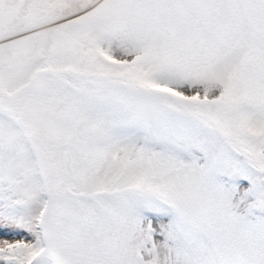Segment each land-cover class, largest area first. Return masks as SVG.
<instances>
[{"label": "snow or ice", "instance_id": "obj_1", "mask_svg": "<svg viewBox=\"0 0 264 264\" xmlns=\"http://www.w3.org/2000/svg\"><path fill=\"white\" fill-rule=\"evenodd\" d=\"M0 264H264V0H0Z\"/></svg>", "mask_w": 264, "mask_h": 264}]
</instances>
